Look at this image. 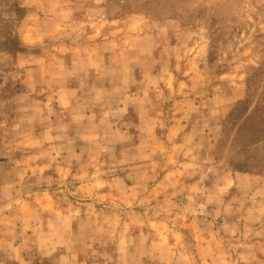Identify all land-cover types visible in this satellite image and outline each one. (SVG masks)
I'll list each match as a JSON object with an SVG mask.
<instances>
[{
    "label": "rangeland",
    "instance_id": "374dc122",
    "mask_svg": "<svg viewBox=\"0 0 264 264\" xmlns=\"http://www.w3.org/2000/svg\"><path fill=\"white\" fill-rule=\"evenodd\" d=\"M0 264H264V0H0Z\"/></svg>",
    "mask_w": 264,
    "mask_h": 264
}]
</instances>
